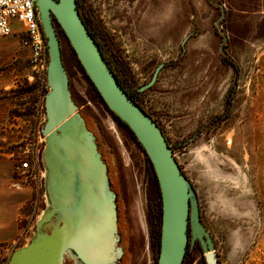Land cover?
Masks as SVG:
<instances>
[{
    "label": "rangeland",
    "instance_id": "obj_1",
    "mask_svg": "<svg viewBox=\"0 0 264 264\" xmlns=\"http://www.w3.org/2000/svg\"><path fill=\"white\" fill-rule=\"evenodd\" d=\"M81 1L84 14L86 0ZM154 2L93 0L113 34L112 45L105 48L108 58L137 104L160 127L193 187L217 264H264V0H217L225 13L219 23L227 36L224 53L215 27L218 7L207 0H164L158 7ZM55 24L71 96L99 141L107 143L104 158L121 210L131 221L135 264H154L162 208L152 167L137 139L96 96ZM97 35L103 39L101 31ZM3 40L8 49L4 79L11 84L0 91V98L11 106H6L0 122V154L11 160L9 152L16 144L38 140L45 119L38 123L40 87L28 50L16 38ZM160 63L154 83L135 91ZM41 193L43 188H34L21 209L17 247L34 231L46 204ZM137 206L143 211L145 230L136 219ZM0 253V264H6L10 254L1 248ZM183 264H205L199 245L192 247Z\"/></svg>",
    "mask_w": 264,
    "mask_h": 264
},
{
    "label": "water",
    "instance_id": "obj_2",
    "mask_svg": "<svg viewBox=\"0 0 264 264\" xmlns=\"http://www.w3.org/2000/svg\"><path fill=\"white\" fill-rule=\"evenodd\" d=\"M36 3L48 55L49 89L44 94L45 121L40 129L46 204L28 242L12 250L6 264H64L66 252L90 264H107L111 261L108 250L118 241L117 193L98 150L97 138L87 128L71 96L55 23L108 109L133 132L155 172L162 208L156 264H182L188 244V223L190 246L197 240L205 264H217L214 243L201 222L193 187L156 121L121 87L80 17L76 0ZM221 16L215 20V27L222 35L220 51L224 53L227 36L219 24ZM162 65H157L151 79L138 91L154 83Z\"/></svg>",
    "mask_w": 264,
    "mask_h": 264
},
{
    "label": "built area",
    "instance_id": "obj_3",
    "mask_svg": "<svg viewBox=\"0 0 264 264\" xmlns=\"http://www.w3.org/2000/svg\"><path fill=\"white\" fill-rule=\"evenodd\" d=\"M13 34L19 36L20 44L28 50L29 62L38 76L40 89L37 111L42 116L41 120L38 121L41 124L45 119L44 94L49 89L46 80L48 55L36 0H0V38ZM42 140L39 134L38 140L26 142L23 145L16 144L14 149L9 152L14 177L19 182L33 180L36 183V189L42 188V165L40 161ZM15 184H18V181ZM40 197L44 199L42 193ZM21 238L20 235L9 243L2 244L0 248L10 254L20 244Z\"/></svg>",
    "mask_w": 264,
    "mask_h": 264
},
{
    "label": "flooded vegetation",
    "instance_id": "obj_4",
    "mask_svg": "<svg viewBox=\"0 0 264 264\" xmlns=\"http://www.w3.org/2000/svg\"><path fill=\"white\" fill-rule=\"evenodd\" d=\"M132 1L133 0H129L130 3H132ZM207 1L211 4H213L214 6L218 7V9H219V16L218 17L221 16L222 11H223V15L220 18V20H222L225 13H224V10H223L221 4L218 3L217 0H207ZM158 2L159 3L164 2V0H159V1L155 0L154 4L155 5L157 4L156 7H158ZM81 5H82V1L76 0V6L78 9V12H79L81 18L83 16V18L85 20L84 24H85L86 28L88 29L90 34L94 37V39L98 43L100 49L103 51L105 58L110 61L105 48L112 45L111 43L114 40V38L112 37L113 34L110 33L108 30V27H107L108 20H105V17H103L101 14H99L100 8L95 6V4L93 3V0H86L85 1L84 14L81 11ZM219 23H220V21H219ZM97 30L101 31V33L103 35V39H99V37L97 35ZM111 30L115 31L114 29H111ZM216 30L218 31L217 28H216ZM85 121H86V119H85ZM86 126L95 134V136L97 138L96 142L98 144V150L101 153L102 158L105 160L104 157H105V154L107 153V151L103 147L107 146V143L102 144L101 141H99L98 132L96 130H93L91 128V126L87 123V121H86ZM108 175H109V171H108ZM109 179H110V176H109ZM110 182H111L112 188H113V182L111 179H110ZM119 202H121V199H120V195L117 194V221H116V226H117V232H118V241L116 242V244L114 245L113 248L108 250V255L110 256L111 261L107 264H135L136 252H135L134 248L136 246H135V242L132 238L133 229L131 227V221L129 220L127 213L124 210H121ZM187 231H188V242H189V239H190L189 223H188ZM151 242H150V245H151ZM196 244L199 245L197 240H195L194 244L189 247V251ZM63 260H64V264H90L88 261H85V260L83 261L82 259L78 258L76 255L71 254L69 252H66L64 254ZM154 264H156V261H154Z\"/></svg>",
    "mask_w": 264,
    "mask_h": 264
},
{
    "label": "crops",
    "instance_id": "obj_5",
    "mask_svg": "<svg viewBox=\"0 0 264 264\" xmlns=\"http://www.w3.org/2000/svg\"><path fill=\"white\" fill-rule=\"evenodd\" d=\"M8 37L16 38L19 42L17 34ZM8 37L0 38V91L11 84L10 80L4 79L8 73L3 60L8 49L3 39ZM9 104L11 106L10 101L0 98V122L5 117L6 106ZM17 181L18 184H15ZM34 184L36 185L35 182ZM35 185L25 181L19 182L13 175L11 160L0 154V243L12 241L19 235L18 217L34 188L36 189Z\"/></svg>",
    "mask_w": 264,
    "mask_h": 264
},
{
    "label": "trees",
    "instance_id": "obj_6",
    "mask_svg": "<svg viewBox=\"0 0 264 264\" xmlns=\"http://www.w3.org/2000/svg\"><path fill=\"white\" fill-rule=\"evenodd\" d=\"M82 16V15H81ZM82 19H83V21H84V23H85V20H84V18H83V16H82ZM102 51V50H101ZM102 54H103V51H102ZM103 56H104V54H103ZM104 58H105V56H104ZM106 59V58H105ZM106 61H107V63H108V65H109V67L111 68V70L113 71V73H114V75H115V77L117 78V80H118V82L120 83V85H121V87L124 89V91L128 94V96L133 100V101H135L136 102V98L133 96V94L130 92V91H128L126 88H125V86L123 85V82L121 81V79L119 78V76H118V74H117V72H116V70H115V68L113 67V65H112V63L108 60V59H106ZM79 62V61H78ZM79 66H80V68H81V70H82V72L84 73V75H85V77H86V79L88 80V82H90V84L92 85V87H93V89H94V92H95V94H96V96L100 99V101H101V103L104 105V107L107 109V110H109L108 109V107L106 106V104L104 103V101H103V99L101 98V96L99 95V93H98V91L96 90V88L94 87V85L91 83V81H90V79L88 78V76L86 75V73L84 72V70H83V68H82V66H81V64L79 63ZM235 68H236V66H234ZM135 89V91H138V88L137 87H135L134 88ZM139 92V91H138ZM232 93H233V90L232 89H230V90H228V95H227V99H226V101H227V103L229 104L230 102H231V98H232ZM137 103V102H136ZM139 105V104H138ZM140 106V105H139ZM141 108H142V106H140ZM143 109V108H142ZM144 110V109H143ZM110 111V110H109ZM145 111V110H144ZM111 112V111H110ZM112 113V112H111ZM147 113V112H146ZM149 114V113H148ZM112 115L117 119V121L133 136V137H135V135L133 134V132L129 129V127L123 122V121H121L116 115H114L113 113H112ZM150 115V114H149ZM136 138V137H135ZM151 165V164H150ZM152 167V166H151ZM152 174L154 175V177L156 178V175H155V172L153 171V168H152ZM156 180H157V178H156ZM159 187V186H158ZM160 191V190H159ZM160 236H161V225H160V230H159V239H158V242H157V244H156V248H157V252L159 253V248H160ZM189 247H190V244H189V242H188V244H187V246H186V252H185V255H184V258H183V262H182V264L183 263H185V260H186V258H187V255H188V253H189ZM158 257V256H157ZM156 261H157V259H156Z\"/></svg>",
    "mask_w": 264,
    "mask_h": 264
},
{
    "label": "bare ground",
    "instance_id": "obj_7",
    "mask_svg": "<svg viewBox=\"0 0 264 264\" xmlns=\"http://www.w3.org/2000/svg\"><path fill=\"white\" fill-rule=\"evenodd\" d=\"M197 154L196 155L199 156V158H200V160L202 162L206 163V165H208V166L210 165V162H209L208 158L205 157V155L203 153H201L199 150H197ZM233 163L236 164L234 161H233ZM140 208L141 207L137 206L135 216H136V219L138 221V224L140 225V227L142 228V230H145L146 227H145V220H144V216H143V211Z\"/></svg>",
    "mask_w": 264,
    "mask_h": 264
}]
</instances>
